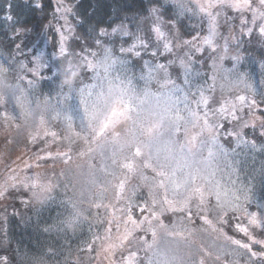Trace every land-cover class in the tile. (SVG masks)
I'll use <instances>...</instances> for the list:
<instances>
[{
	"label": "snow or ice",
	"instance_id": "6c2138e0",
	"mask_svg": "<svg viewBox=\"0 0 264 264\" xmlns=\"http://www.w3.org/2000/svg\"><path fill=\"white\" fill-rule=\"evenodd\" d=\"M179 7L187 10L183 0ZM197 8L208 18V34L203 37V43L213 53L218 50L224 53L213 60L212 70L223 72L224 80L231 82L235 73L232 69L224 70L223 61L233 43L238 48L244 36L264 40V0H207L206 5L198 3ZM227 9L237 15L229 19L225 13L224 23L229 26V34L223 36L219 33V18L221 10ZM237 27L238 36L234 34ZM120 30L113 28L112 33ZM152 31L156 35L153 44L137 36L138 44L121 45L118 52L114 42L98 39L99 51L84 55L72 53L66 47L63 34L53 44L56 54L48 58L35 51L32 56H25L21 45L17 44L16 50L24 58L0 64V125L5 129L19 128L21 121L31 120L29 142L38 147L31 162H24L26 170L40 168L49 161L54 165L57 159L67 164L72 160L71 153H75L78 157L89 158L90 169L107 173L117 180L114 203L92 201L85 216L77 202L69 197L67 215L58 225L61 229L73 228L80 223L81 217L94 216L103 235L99 231L92 232L91 239L84 242L89 252H95L98 242L110 240L112 233H120L123 227V235L117 237L120 243L103 249L108 264H172L160 251L161 234L178 235L177 225L173 223L169 227L161 217L172 213L179 216L181 223H191L193 216H197L207 224L210 221L204 213L210 215L213 211L219 225L217 231L223 233V226L235 219V232L242 234L239 238L226 236L232 251H222L215 255V260L221 262L223 256V264H232L227 258L242 251L249 260L255 258V264H264V204L257 205V211L242 209L239 196L222 199L215 187L201 188L197 183L203 179L200 166H206L214 155L216 129L224 126L221 120L230 118L235 125L229 136L239 138L244 128H255L257 124L260 135L264 136V113L256 114V109L264 105V88L257 91L245 77L237 75L250 96L237 95L235 102L223 96L220 100H209L203 84L193 85V80L200 76L193 60V51H201L199 37L181 40L178 33H166L160 27ZM20 34L16 33L17 38ZM122 34L129 36L126 29ZM100 35L108 33L102 29ZM218 36L224 41L222 46L217 44ZM150 47L155 48L151 52L153 59L134 66L131 57H140L141 49L147 51ZM161 48L163 53L170 55L175 49H188L182 56L176 55L169 60V65L179 64L182 80L180 75L173 78L168 65L156 62L155 58L162 54ZM231 59L239 63L240 57ZM53 67L56 70L54 78L58 81L54 94L49 91L37 95V84ZM261 68L264 69V63ZM10 72L14 74L15 83L8 82ZM212 79L213 83L208 85L210 92L216 88L215 76ZM261 83L264 84V80ZM204 84H207L206 79ZM220 87L223 90L224 85ZM193 102L197 106L195 110ZM201 104L207 111L201 112ZM214 104L219 107L214 108ZM251 143L255 145V141ZM118 170L119 176L116 175ZM10 171L12 175L5 181L7 187L0 186V197L6 195L7 188L27 191L40 184L37 172L19 177L15 170ZM133 176L137 178L136 184L130 183ZM238 212L242 215H237ZM52 227L57 225L44 230L50 231ZM149 234L150 241L146 239ZM205 256H212V253L207 252ZM0 264H9V258L0 256ZM199 264H206L205 259Z\"/></svg>",
	"mask_w": 264,
	"mask_h": 264
},
{
	"label": "trees",
	"instance_id": "16d2710c",
	"mask_svg": "<svg viewBox=\"0 0 264 264\" xmlns=\"http://www.w3.org/2000/svg\"><path fill=\"white\" fill-rule=\"evenodd\" d=\"M68 1L71 4H68L67 0L64 2L60 0H0V60L2 63L10 62L13 58L21 60L24 58L17 52V44L21 45L25 56H32L34 51L38 53L43 48L47 52V57H51L56 54L53 44L58 42L63 34L66 38V47L72 53L84 55L90 51H99V46L96 44L98 39L114 42L118 52L121 45L128 47L133 43L138 44L137 36L153 44L156 35L152 29L160 27L166 33H178L181 40H192L194 37H199V46L202 50L193 51V60L195 70L200 72V76L193 80V85L203 84L205 96L209 100L213 98L220 100L223 96L224 99L235 102L237 95L250 96L245 84L237 79V75L245 77L257 91L264 88V84L261 83L264 80V69L261 68V64L264 63V40L244 36L238 48L233 43L223 61V69H232L235 74L231 77V82L224 80L223 72L214 73L212 70L213 60L224 53L219 50L213 53L211 48L203 43V37L208 34V18L198 10L193 0H183L187 10L179 7L180 0ZM9 5H11L10 8ZM63 5H66V8ZM65 10L66 13L61 12ZM225 13L229 19L235 15L230 14V16L226 10H221L219 33L223 36L229 34V26L225 25V18H223ZM9 16L12 19H8ZM113 28L121 30L112 33ZM102 29L108 33L107 36L100 35ZM125 29L129 32V36L122 34ZM17 32L21 33L19 38H17ZM234 34L239 35L238 27ZM216 41L219 46L224 43L219 36ZM154 50V47H150L147 51L141 49L140 57H131L133 65L152 60L151 52ZM186 51H188L187 48L175 49L170 55L163 53L161 48L162 54L155 60L168 65L174 79L180 75L182 80V69L179 64L169 65V60L175 59L176 55L182 56ZM236 56L240 57L239 63L231 59ZM135 70L138 71V67ZM55 72V67H53L51 73H44V78L37 84V95L47 94L49 91L54 94L58 86V81L54 78ZM8 76L15 83L14 74L10 72ZM213 76H215L216 88L214 92H210L208 85L213 83ZM205 79L207 84H204ZM221 84L224 85L223 90L220 87ZM24 86L26 87V81ZM192 90L195 91L193 88ZM213 107L218 108L219 105L214 104ZM200 108L201 112L207 111L202 104ZM261 113H264V105L256 109L258 116ZM245 119L248 117L245 116ZM220 123L224 126L216 129L219 154L215 156L219 158L217 163L222 168L215 169V178L220 176L221 180H225V175L230 172L227 173L224 170L231 171V178L237 186L234 187L233 195L240 197V207L242 209L246 207L249 211H257V205L264 204V136L260 135L258 124L255 128H244L243 135L239 138L229 136L235 125L230 122V118L221 120ZM16 130L15 126L5 129L0 125V186L7 187L5 181L12 175L10 170H15L19 177L32 176L34 172H37L40 184L27 191L23 188H7L6 195L0 197V256H7L9 264H91L94 257L97 258L102 242L97 243L95 252H89L84 242L91 239L92 232L99 231L103 235V229L96 226V218L94 216H89L88 219L81 217L77 226L63 229L58 227L59 221L67 215L66 200L69 197L77 202L85 216L88 215L92 201L99 200L105 204L114 203L116 191L114 186L117 180L113 176H107L106 173L90 169L89 166L81 169L76 162L78 156L75 153H71L72 160L67 164L57 159L54 165L52 161H49L40 168H34L32 171L26 170L24 162H31L30 158L38 146L31 144L29 136H24L25 133L18 144L14 145L12 140ZM245 140L249 143H245ZM252 141H255L254 146ZM7 146L11 149L7 152L6 159L2 161L5 152L3 148ZM95 173L109 179L108 184L110 185L104 188L93 184L91 179L97 180ZM118 174H120L119 170L116 172L117 176ZM148 175L151 173L148 172ZM104 178L103 182L107 183ZM137 182V178L133 176L130 183L136 184ZM49 184L52 186L49 187ZM220 189L231 188L225 182ZM34 190L37 192L35 193ZM144 194H147L146 189ZM229 196L225 192L221 197L230 200ZM205 199H208V192L205 194ZM212 200L215 203L214 196ZM92 211L95 212V209ZM193 211H195V205H193ZM204 215L210 223L206 224L204 219L193 216L191 223L184 221L179 228H185L190 231H187L188 233H196V235L202 232L222 236L226 241H228L226 236L239 238L242 235L235 232V219H231L230 223L223 226L222 233L216 230L219 227L216 223V212L213 211L210 215L205 212ZM237 215H242V213L238 212ZM168 217L166 215L164 218ZM52 225H57V227H52L50 231L44 230ZM146 239H151L150 234ZM140 255L143 256L142 253ZM243 260H246V255L245 259L240 256L232 264H243ZM252 260L248 261L252 262ZM221 262L223 264L224 260Z\"/></svg>",
	"mask_w": 264,
	"mask_h": 264
},
{
	"label": "rangeland",
	"instance_id": "374dc122",
	"mask_svg": "<svg viewBox=\"0 0 264 264\" xmlns=\"http://www.w3.org/2000/svg\"><path fill=\"white\" fill-rule=\"evenodd\" d=\"M59 1V0H57ZM60 1H65V0H60ZM196 2V4L198 3H202V4H207V0H193ZM68 4L69 1L67 0ZM64 7L66 5H63ZM66 8V7H65ZM227 13L230 15H236V13L231 10V9H227L226 10ZM61 12H65V11H61ZM230 15V16H231ZM234 15V16H235ZM225 18V15L224 17ZM220 23H221V16L219 18ZM202 50V49H201ZM37 54H44L46 58L47 57V52H45L43 50V48L40 50V52H38ZM0 64H3L2 61L0 60ZM6 67V66H5ZM8 82L9 83H13L11 81V78L8 76ZM193 89H195V87H193ZM196 104L193 103L192 104V108L195 110L196 109ZM20 127L17 128V130L15 131V135L13 137V144L16 145L18 144V142L20 141L21 137L23 136V134L25 133L24 136L28 137L29 136V132L32 130V124H31V120H28L27 123H25L24 121L20 122ZM216 137L218 138V136L216 135ZM5 150L4 155L2 156V161L6 159V154L8 151H10L11 147L7 146L5 148H3ZM213 150V157L208 160L207 165L203 166L201 165L200 167L202 168V177L203 179L198 181V185L201 188H213L215 187L217 191H219L220 195L222 196L223 193L227 192L228 195H230V199L233 198V193H234V187H237L234 185L233 179L231 178V171H227L224 170L225 172L230 174H224L225 175V180L222 179L219 176L218 178H215V174L216 171L215 169L219 170L220 167L217 163L218 161V157L215 156V154H219V148H218V142L216 141V145L212 147ZM207 155V151H205V156ZM79 165V167L81 169H85L88 167L89 165V158L88 157H78L77 161H76ZM1 165V164H0ZM222 168V167H221ZM112 169L110 168L109 171H111ZM104 173V172H103ZM120 173V172H119ZM107 176H110L106 173ZM120 174H118L119 176ZM97 180L95 178H92L91 181L93 182V184H97L100 185L104 188H107L110 184L109 183V179L104 178L102 175L95 173L94 175ZM103 178L104 180L107 182H103ZM227 183V185H229V187L231 189H220V187L222 186L223 183ZM111 183V182H110ZM89 189V187H88ZM33 192V190H32ZM34 192L36 193L37 191L34 190ZM207 193V191L205 192V194ZM215 198V197H214ZM166 215H168V218H164ZM161 219L163 220V223L168 225L169 227L172 226L173 223H175L177 225L175 231L178 233V235L173 236V237H167L164 236L163 234H161V244H160V251L162 253L166 254V258L170 259L172 261V264H199V261L203 258L206 261V264H222V262H217L215 260V255L222 253V251H232V248L229 246V241H226L219 236L216 235H208L205 233L196 235L192 234V233H188L190 231H188L187 229L183 228L180 229L179 225L181 224L180 218L178 215H173L172 213H165L164 216L161 217ZM183 227V226H181ZM194 230V228H192ZM188 231V232H187ZM123 235V227L121 228V232L120 233H116L114 232L112 238L110 240H108L107 242H103L101 241V245H100V250L97 252V258L94 257L93 262L91 264H108V261L105 259L106 257V253L103 251V249H106L109 245L111 244H115L118 245L120 243L119 239L117 238L118 236H122ZM149 241L151 239H148ZM258 250V249H256ZM207 252H211L212 256H205V253ZM142 255H144L143 252H141ZM240 256L244 257L245 259V255L242 251L240 252H234L233 255L229 256L227 258V260H232L231 262H234L236 260H238L240 258ZM198 257V258H196ZM224 260V257L221 256V261ZM249 257L246 255V260L244 261L243 264L246 263H250L251 261H248ZM251 264H255V258H253Z\"/></svg>",
	"mask_w": 264,
	"mask_h": 264
}]
</instances>
